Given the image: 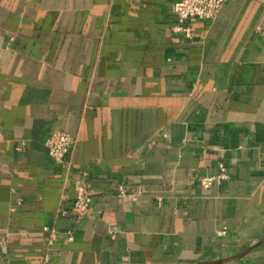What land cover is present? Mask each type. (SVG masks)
Masks as SVG:
<instances>
[{"label": "crops", "instance_id": "crops-1", "mask_svg": "<svg viewBox=\"0 0 264 264\" xmlns=\"http://www.w3.org/2000/svg\"><path fill=\"white\" fill-rule=\"evenodd\" d=\"M175 1L0 0V264H264V0L190 40Z\"/></svg>", "mask_w": 264, "mask_h": 264}, {"label": "built area", "instance_id": "built-area-1", "mask_svg": "<svg viewBox=\"0 0 264 264\" xmlns=\"http://www.w3.org/2000/svg\"><path fill=\"white\" fill-rule=\"evenodd\" d=\"M227 0H176L171 6V14L174 17L175 25L172 28V32L176 34H182L186 39L190 40L193 37L192 24L198 20L213 21L217 18L220 11L224 7ZM76 137L62 130H53L48 135L45 141V147L49 156L56 164H65L66 159L70 151L76 145ZM26 142H17L14 150L16 152H22L25 149ZM2 164L0 162V171ZM218 173L212 176L204 177L200 180V186L206 190L212 185L219 184L221 181L228 178L226 167L220 163L218 165ZM85 176V174H83ZM74 201L73 210L76 213V220L79 221L82 218L89 216L91 211L92 198L88 188L84 184L83 178H78L74 181ZM120 193L123 195L124 190L121 187ZM21 202L18 200L16 206H20ZM14 207H11L10 211H14ZM61 215H66L65 211L61 212ZM45 231H48L44 228ZM111 238H115L114 231L110 230ZM57 240V236L54 231H51L50 237L47 240V246H51L54 241ZM66 240L72 241L73 234L69 230L66 232ZM1 250L5 252V243L1 242ZM45 261H48V256H45Z\"/></svg>", "mask_w": 264, "mask_h": 264}]
</instances>
